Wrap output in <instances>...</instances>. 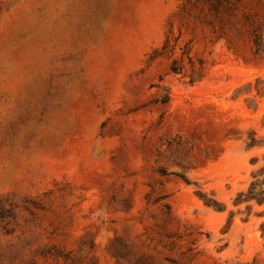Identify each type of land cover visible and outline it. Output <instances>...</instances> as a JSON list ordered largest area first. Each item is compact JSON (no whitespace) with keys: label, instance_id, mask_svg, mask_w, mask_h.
<instances>
[{"label":"rangeland","instance_id":"rangeland-1","mask_svg":"<svg viewBox=\"0 0 264 264\" xmlns=\"http://www.w3.org/2000/svg\"><path fill=\"white\" fill-rule=\"evenodd\" d=\"M252 140L264 0H0V264H264Z\"/></svg>","mask_w":264,"mask_h":264},{"label":"trees","instance_id":"trees-1","mask_svg":"<svg viewBox=\"0 0 264 264\" xmlns=\"http://www.w3.org/2000/svg\"><path fill=\"white\" fill-rule=\"evenodd\" d=\"M256 45L263 47L262 42H256ZM255 146H264V142L262 144H256L252 140L251 143L247 144L248 148ZM241 203H254L259 206L264 204V165L251 173V181L246 191L237 194L234 205L238 206Z\"/></svg>","mask_w":264,"mask_h":264}]
</instances>
